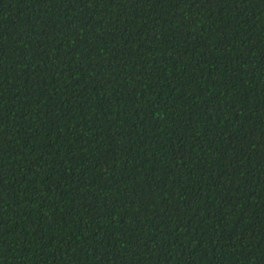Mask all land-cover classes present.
<instances>
[{"label": "trees", "instance_id": "16d2710c", "mask_svg": "<svg viewBox=\"0 0 264 264\" xmlns=\"http://www.w3.org/2000/svg\"><path fill=\"white\" fill-rule=\"evenodd\" d=\"M0 264H264V0H0Z\"/></svg>", "mask_w": 264, "mask_h": 264}]
</instances>
